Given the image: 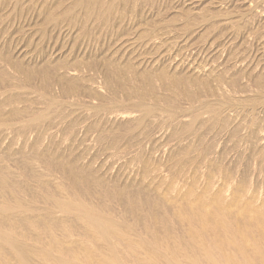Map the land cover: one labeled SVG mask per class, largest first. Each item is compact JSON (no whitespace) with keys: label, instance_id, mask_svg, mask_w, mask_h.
I'll list each match as a JSON object with an SVG mask.
<instances>
[{"label":"rangeland","instance_id":"obj_1","mask_svg":"<svg viewBox=\"0 0 264 264\" xmlns=\"http://www.w3.org/2000/svg\"><path fill=\"white\" fill-rule=\"evenodd\" d=\"M0 264H264V0H0Z\"/></svg>","mask_w":264,"mask_h":264}]
</instances>
